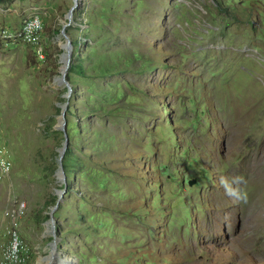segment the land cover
Returning a JSON list of instances; mask_svg holds the SVG:
<instances>
[{
    "label": "rangeland",
    "instance_id": "1",
    "mask_svg": "<svg viewBox=\"0 0 264 264\" xmlns=\"http://www.w3.org/2000/svg\"><path fill=\"white\" fill-rule=\"evenodd\" d=\"M72 4L0 0V262L264 264V0Z\"/></svg>",
    "mask_w": 264,
    "mask_h": 264
},
{
    "label": "built area",
    "instance_id": "2",
    "mask_svg": "<svg viewBox=\"0 0 264 264\" xmlns=\"http://www.w3.org/2000/svg\"><path fill=\"white\" fill-rule=\"evenodd\" d=\"M43 24L36 14L26 17L17 28L0 30V45L10 47L17 42L29 45L36 57H44ZM2 163V162H1ZM24 204L19 202L6 212L10 223V238L0 264H18L21 245L16 234V217L22 213ZM11 231V232H10Z\"/></svg>",
    "mask_w": 264,
    "mask_h": 264
},
{
    "label": "water",
    "instance_id": "3",
    "mask_svg": "<svg viewBox=\"0 0 264 264\" xmlns=\"http://www.w3.org/2000/svg\"><path fill=\"white\" fill-rule=\"evenodd\" d=\"M74 4H75V0H73V4L72 6L68 9V12H67V15H66V19H67V24H69L71 22V11L74 7ZM64 29V26L62 27V29L60 30V34L61 36L64 38V44H63V47H62V54L60 56L61 59H63V64L61 66H59L58 68V74H59V77L56 79L58 81V83L60 84H63L65 87H66V91H65V97L68 96L69 94V91H70V86H69V83L67 81V79L65 78V74H66V71H67V67H68V64H69V60H70V57H71V43H70V39L69 37L67 36V34H65V32L63 31ZM66 105V102H64V104L61 105V111H60V120L58 121L57 125H56V128H58L59 130L62 131V134H63V141L61 143V147L59 148L58 150V156H57V170H56V175L58 176V178H62V174H61V158H62V155H63V152L67 146V143H68V136H67V133L66 131L64 130V122H63V119H62V115H63V110H64V107ZM58 196H60L61 194V191H58ZM59 199V197H58ZM51 254L54 255L53 253V247H51Z\"/></svg>",
    "mask_w": 264,
    "mask_h": 264
},
{
    "label": "trees",
    "instance_id": "4",
    "mask_svg": "<svg viewBox=\"0 0 264 264\" xmlns=\"http://www.w3.org/2000/svg\"><path fill=\"white\" fill-rule=\"evenodd\" d=\"M72 44L75 45L76 42H72ZM67 71H68V72H74V71H75V69H74V67H73L72 64H69V66L67 67Z\"/></svg>",
    "mask_w": 264,
    "mask_h": 264
},
{
    "label": "bare ground",
    "instance_id": "5",
    "mask_svg": "<svg viewBox=\"0 0 264 264\" xmlns=\"http://www.w3.org/2000/svg\"><path fill=\"white\" fill-rule=\"evenodd\" d=\"M62 64H63V60H62ZM253 108V107H252ZM242 113V112H241ZM235 114V113H234ZM62 264H71L70 262H66V261H62Z\"/></svg>",
    "mask_w": 264,
    "mask_h": 264
}]
</instances>
